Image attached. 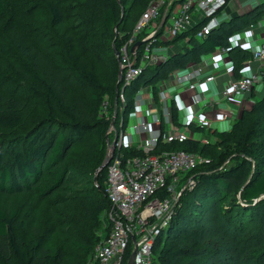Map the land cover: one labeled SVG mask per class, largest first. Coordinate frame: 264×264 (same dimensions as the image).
<instances>
[{"label": "trees", "instance_id": "trees-1", "mask_svg": "<svg viewBox=\"0 0 264 264\" xmlns=\"http://www.w3.org/2000/svg\"><path fill=\"white\" fill-rule=\"evenodd\" d=\"M150 1L98 0L95 4L99 7L97 20L93 19L91 4L80 3L83 13L86 10L89 11L87 15L91 13L92 21L78 26L77 21L82 18L68 17L73 33L68 36L70 45L62 47L55 43L62 48L61 55L56 54L53 43L47 45L46 41L47 34L58 41L52 29L56 31L65 17L58 2L44 1L42 4L49 12L47 34H39L43 26L36 23L41 17L40 7L28 1L23 3L22 13L10 23L6 20L20 36L28 38L23 49L13 41L18 35L12 38L0 30L1 55L11 54L17 63V66L9 64L0 68V84L10 88L6 96L0 95V194L28 193L42 202L83 182L85 187L74 189L81 197L76 217L70 224L75 226L80 237L87 232L86 240L73 242L78 249L77 256L73 261H67L60 248L51 251L45 246L43 232L25 236L18 207H0V264H90V261L96 264L93 261L95 246L109 231L104 219L109 208L104 194L106 168L98 173L95 181L89 173L87 180L77 181L69 173L78 162L74 163V169L69 168L68 156L83 143L82 164L95 171L103 162L106 139L111 141L113 135L107 134L110 118L100 114L101 104L105 98L108 100L111 117L119 70L108 39L111 37L116 48L121 47ZM126 2L130 9L142 7L124 19L121 7L124 8ZM10 3L11 0H0V19L11 13ZM262 16L264 0L246 13L220 20L218 26L202 38L196 37L201 22L169 40L160 38L162 25L151 47H167L170 53L165 60L143 68L141 74L125 87V104L119 112L118 102L115 126L120 117L125 123L134 110L135 92L141 87L149 88L161 113L157 95L159 82L172 71L184 69L189 62H198L202 55L217 48L227 49L232 76L240 78L251 53L239 46H231L229 39L245 27L254 26ZM142 37L143 34L138 39ZM180 41L184 44L179 46ZM48 48L52 51L48 52ZM142 50L143 44H140L138 54ZM109 55L112 60L109 58L108 61L104 57ZM72 84L80 89L88 101V108L87 103L81 110L71 111L72 105L67 107L64 95ZM24 88L29 102L19 95ZM170 111L172 123L178 126V110L173 100ZM163 126L162 120L161 128ZM188 127L194 135L204 131V126L194 122L188 123ZM206 132L213 136V142L201 143L189 138L182 143L160 142L157 145L159 150L181 149L199 154L206 157L208 164L198 165L187 174L192 177L194 186L181 192L167 227L155 239L152 247L154 264L264 262V166L248 149L252 141H264V96L255 100L250 109H244L228 130L207 128ZM120 151L128 156L139 154L133 148ZM228 158L230 160L226 162ZM207 221L215 224L208 227ZM131 250L129 243L122 264L126 263Z\"/></svg>", "mask_w": 264, "mask_h": 264}, {"label": "built area", "instance_id": "built-area-1", "mask_svg": "<svg viewBox=\"0 0 264 264\" xmlns=\"http://www.w3.org/2000/svg\"><path fill=\"white\" fill-rule=\"evenodd\" d=\"M152 0L142 13L130 36L118 48L116 58L121 68L120 89L116 96V114L119 102V112L125 104L124 89L141 74L143 68L165 60L167 55L156 52L151 47L157 30L167 26L169 40L182 31L188 30L195 23L201 22L196 37L202 38L218 26V13L232 0ZM166 14L164 24H160L162 14ZM159 18V23H158ZM252 27V26H249ZM143 34L141 39L138 36ZM164 34V30L163 33ZM143 41V50L138 54L135 43ZM264 42L251 50L252 59H262ZM212 65L218 60L227 61V49L220 47L208 55L200 57L198 62H189L182 70L176 69L169 73L166 79L158 84V101L161 113L156 109L149 88L141 87L135 92L133 111L128 115L132 120V128L137 135L136 142L130 132L125 129L123 117L119 118L118 126L108 127L107 134H112L113 142L110 160L106 166V184L104 194L109 201L105 211V223L109 231L96 246L93 261L96 264H122L123 254L131 243L136 247L133 264H154L152 247L155 239L167 227L173 209L178 202L181 192L194 185L192 177L187 174L198 165L208 160L199 154L181 149L159 150L160 142L170 144L182 143L194 138V132L188 123H180L178 127L171 121L170 102L180 98L183 93H190L195 104L204 100L197 92L199 86L214 80L213 72H205L204 62ZM264 79V73L258 72L241 76L231 81L229 86L221 91L222 98L230 97L233 93H247ZM167 81L171 82L167 86ZM115 104V102H114ZM176 105V104H175ZM215 102H205L202 107L203 121L199 126L225 118L226 115L214 109ZM109 103L105 98L101 104L100 114L111 119L108 112ZM214 111L219 112L213 114ZM220 115V117H217ZM151 117V120L148 118ZM219 118V119H218ZM162 120L164 126L161 128ZM133 148L139 154L128 156L121 149ZM107 150V148H106ZM187 177V178H186ZM183 185L179 187V183ZM134 238V242H132Z\"/></svg>", "mask_w": 264, "mask_h": 264}, {"label": "rangeland", "instance_id": "rangeland-1", "mask_svg": "<svg viewBox=\"0 0 264 264\" xmlns=\"http://www.w3.org/2000/svg\"><path fill=\"white\" fill-rule=\"evenodd\" d=\"M25 1H28L30 4H34L40 7L38 11L40 12L41 17H38L37 19L38 21L36 23L38 25L39 24L42 25L43 27L41 28L42 30L39 31V34L41 32H43L44 34H47L46 28H48L47 24H48L49 12L42 5L43 2L44 1H51L55 3L58 2L59 5H61V7L64 9L65 17L63 18V22L58 26V28L57 27L55 28L56 31L52 29V33H56L55 36L58 37V41H55L49 34H47L46 35L47 45L49 44V42L53 43L54 45L55 43H59L62 47L64 46V44H66L67 46L70 45L68 36H70L73 33H72V25H71V22L68 21V17L74 16L76 19L82 18V21H77L78 26H82L83 24L86 23V21L88 22L92 21L91 13L90 15H87V12L89 11L86 10V8L84 7V4H82L84 7V10H86L83 13L80 3L87 2L85 6H88V4H91L92 9L94 8V18L93 19L97 20V17H98L97 10H99V7L97 5L95 6L98 0H11L10 7L12 11L6 18L0 19V30L3 29V32L12 38L18 35V37L14 38L13 41L21 49L25 48L24 43L27 42L28 38L27 39L24 38L23 35H22L23 37L20 36L19 33L13 30L12 24L9 25L7 21L10 23V20L14 19L16 16H18V14L23 12V8H24L23 3ZM129 6L130 4L126 2L124 5V8L123 6L121 7V15L122 17L124 15V19L125 17L127 18L129 15H131L133 12L136 13L138 9L142 7L141 5H138L136 8L130 9ZM28 7L29 6H27L26 8ZM139 18L133 25V28L137 24ZM127 24L131 26V23L128 21H127ZM163 30H164V34H161V37L167 38V35L165 34V32H167L166 25H164ZM108 41L111 42V45L114 44V42L111 40V37H109ZM183 44H184V41H180L179 46ZM55 46L56 47L54 48V51L56 52V54L58 55L63 54L62 48H59L58 45H55ZM50 50L52 51V48L50 49L48 48V52ZM117 51H118V48H117ZM27 55L29 56V54ZM113 55L117 61L118 69L120 70V78H121V68H120L119 60L116 58L117 54H113ZM109 56L110 57L105 56L104 58H107L109 61L112 58L111 55ZM29 57L31 58V56ZM9 64H14L15 66H17V63L14 62L13 55L7 54V55L2 56L0 53V68L3 69ZM102 72H103L102 70H99L100 74H102ZM117 79H118V75H117ZM170 85H171V82L167 81V86H170ZM119 89H120V81L117 84V80H116L115 99H116L117 92ZM9 90H10L9 86L0 84V95L1 96L3 97L6 96V94L9 93ZM79 91L80 89L77 86L76 87L73 86L72 84V87L67 88V93L66 95H64V98L66 99L67 107L70 108L72 105L71 111L79 110V109L81 110L85 108L86 103H87L86 107L88 108L89 106L88 101L87 102L85 101L86 99H84V95L82 94V92H79ZM21 92L22 93H19V95L25 96L24 101L29 102V99L27 98L26 88H24L23 91ZM11 96L13 97V95ZM204 103H205L204 100L200 101L199 106L200 107L203 106ZM156 109L158 110V106L156 107ZM159 110L161 112L160 105H159ZM148 119L151 120V117H149ZM125 123H126L125 130L132 134L136 142L137 135L132 128V123H133L132 120L130 118H126ZM248 149L252 151V154L255 156L256 160L260 162V165L264 166V141H252ZM84 151H85V145L82 143V144H79V146L76 147L68 156L69 168H71L72 166V168L74 169V163L78 162L76 165L77 167L74 170H72L71 173H69V175L74 176V179L76 178V180L79 181V180H87L86 178L89 173L91 174L90 176H92L95 181L96 177L94 178V175H95L96 170L92 171L91 167H87L86 165L82 164L81 159H82V155ZM229 160L230 158H228L226 162H228ZM224 164L222 166H224ZM182 185H183V181L179 183V187ZM83 187H85L83 182L80 185L73 184V186L65 188L63 191L58 192V194L56 195L54 194L53 197L45 201H42V202L37 200L35 196L28 194V193H21V194H16L13 196H7V195L0 194V207L6 208V209H12V208L18 207L20 209L19 218L21 221L24 222V234L27 238L30 237L32 234L43 232L45 235V246L47 248H49L51 251H54L60 248L64 252L65 259L67 261H73L74 258L77 256V252H78V249L74 245L73 242H80L81 240H86L87 238L85 237V234L87 233L86 231H85L84 236L80 237L81 234L80 233L77 234V232L74 230L75 226L73 224H70L71 222H73V220L76 217V213L78 212V208H79V205H78L79 197H81L79 193H75L74 189H77V188L79 189ZM206 224L208 227H210L211 225H214L215 223L207 221ZM90 264H91V261H90ZM248 264H251V263H248ZM252 264H264V262H261V260H259L256 263H252Z\"/></svg>", "mask_w": 264, "mask_h": 264}, {"label": "crops", "instance_id": "crops-1", "mask_svg": "<svg viewBox=\"0 0 264 264\" xmlns=\"http://www.w3.org/2000/svg\"><path fill=\"white\" fill-rule=\"evenodd\" d=\"M261 1L262 0H232L225 6L221 13L218 14V18L220 20H228L234 14L246 13ZM229 42L231 46H239L251 53V50L264 42V16H262L254 26H247L241 31L234 33L230 37ZM154 49L160 54L168 55L170 53L167 47H157ZM209 54H204L201 57L207 59ZM204 64L205 72H213L215 78L213 81L199 86L197 92L203 95L205 102H215L214 109L226 115L225 118H218L219 120L217 121L203 125L204 131L197 132L194 135V138L201 143H211L214 141L213 136L206 132L207 128H213L218 131L228 130L232 122L239 117L244 109H250L255 100L264 96V80L260 84H256L250 92H236L230 95V97L222 98L221 91L227 88L231 81L234 80L228 56L226 63H222L221 60H218L212 65L206 60ZM262 70L264 71V56L259 60L250 58L244 63L241 76L256 74ZM180 96V98L175 99L179 124L192 121L199 126L200 121L204 120L202 114L204 112H202L203 106L200 107L199 104H195L191 100L189 92L183 93ZM219 112L214 111L213 114L215 115ZM217 117H220V115H217ZM178 127H182V125Z\"/></svg>", "mask_w": 264, "mask_h": 264}, {"label": "water", "instance_id": "water-1", "mask_svg": "<svg viewBox=\"0 0 264 264\" xmlns=\"http://www.w3.org/2000/svg\"><path fill=\"white\" fill-rule=\"evenodd\" d=\"M165 19H166V14L163 13V14H162L161 21H160V24H161V25L164 24ZM115 28H116V26L114 27V29H115ZM142 43H143V41H139V42L135 43V45L132 47L131 50H133V48H134L135 46H138V45H140V44H142ZM112 51H113V54H117V53H118L117 48L115 47L114 44H112ZM119 81H120V70H119V72H118L117 84L119 83ZM115 115H116V100H115V104H114L113 115H112V117H111V119H110V124H109L110 127H112V126L114 125V118H115ZM106 141H107V144H106V148H107V150H106V154H105V157H104V159H103V162H102L101 165L96 169V171H95V175H94V178L96 177V175H97L101 170H103L104 168H106V166H107V164H108V162H109V160H110V154H111V152H112V145H113L112 143L115 142V138L113 139V142H112V143H110V141H109L108 139H106ZM95 180H96V178H95ZM132 242H134V238H132ZM135 250H136V247H135V244H134V246H133V248H132V250H131V252H130V254H129V257H128V259H127V261H126L125 264H133V258H134V255H135Z\"/></svg>", "mask_w": 264, "mask_h": 264}]
</instances>
